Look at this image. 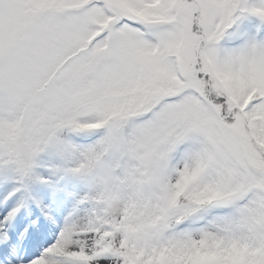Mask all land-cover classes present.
<instances>
[{
    "label": "snow or ice",
    "instance_id": "6c2138e0",
    "mask_svg": "<svg viewBox=\"0 0 264 264\" xmlns=\"http://www.w3.org/2000/svg\"><path fill=\"white\" fill-rule=\"evenodd\" d=\"M0 264H264V0H0Z\"/></svg>",
    "mask_w": 264,
    "mask_h": 264
}]
</instances>
